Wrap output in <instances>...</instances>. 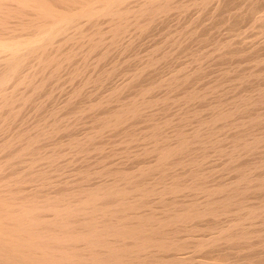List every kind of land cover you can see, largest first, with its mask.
<instances>
[{
  "label": "bare ground",
  "instance_id": "6f19581e",
  "mask_svg": "<svg viewBox=\"0 0 264 264\" xmlns=\"http://www.w3.org/2000/svg\"><path fill=\"white\" fill-rule=\"evenodd\" d=\"M228 1L0 0V264H249L245 250H262L264 84L239 89L264 70L231 76L224 99L216 81L209 95L221 96L197 108L193 67L154 75L176 31L108 84L150 27L208 4L216 17ZM167 91L176 111L164 120ZM107 143L128 147L129 166ZM213 155L230 176L204 169Z\"/></svg>",
  "mask_w": 264,
  "mask_h": 264
},
{
  "label": "rangeland",
  "instance_id": "374dc122",
  "mask_svg": "<svg viewBox=\"0 0 264 264\" xmlns=\"http://www.w3.org/2000/svg\"><path fill=\"white\" fill-rule=\"evenodd\" d=\"M228 1V0H227ZM229 5H228V11L227 12H224V13H221V14H217L216 15V17H211V15H210V13H211V5L210 4H208L206 7H205V9L203 8L202 10H200V11H194V9H191V12H190V14H188L189 13V11H187V12H184L183 13V15L181 14L180 16L179 15H176V16H178V17H176L175 15H172L171 17L169 16V17H165L164 18V20L163 21H161V22H158L156 25H153L152 26V28L150 27V29L148 30V32H146L143 36H142V38H141V43L139 44V45H136V44H132V45H130V46H134V47H136L137 48V46H139L140 47V49L139 48H132V47H130L131 48V50L133 51H131L130 50V48L129 49H127V51L128 50H130V51H125L122 55L123 56H120L121 58H120V60L118 59V63H120V64H118L117 63V70H115V72H114V75H113V77H114V79H113V77H111L110 78V81H111V83H108V84H118L119 82H121V80L123 79L124 80V78H126L125 77V75H126V69H131V67H132V64H133V62H135V55H136V51H138L139 52V54H141L142 55V53H146V49H151L152 48V44H154V43H162V44H164V45H162V47H164V49L165 50H167V48H169V47H171V43H172V41L171 40H173V39H177L178 37V39H181V41L180 40H178V44H180L181 43V46H183V47H180V45H178L177 43H176V45L174 46V49H175V52L174 53H176V55L174 54V53H172V54H167V56H165L164 57V60L165 61H160L161 62V64H160V62H159V64L157 65V67H156V69L153 71L154 72V75L155 76H157L158 74H160V72H162V70L164 71V75L166 76V74H167V76L166 77H168V75L170 76V73H171V75L172 74H174L175 73V70H176V68H180V67H185L184 68V70H182L181 69V71H182V74L184 73V71H186V69L188 68L187 66H188V64H189V68H191L192 69V67L195 69H193V70H191V71H189V72H193V73H191L192 75H194L195 77H196V79L194 80V79H192V78H194V76H191L190 75V80L192 81H190L189 82V85H190V88H192L193 87V89H196V90H201V91H206V95H202L198 100H197V102H195L196 104H195V107L197 106V108L199 107V108H201L203 105H205L206 103H208V102H213L212 100H214L217 96V99L222 95V99H224V97L226 98V97H230L231 95H229V93H231V90H230V88H231V85L233 84V82H231L230 84H229V80L231 79L230 77L232 76H238V75H245V74H248L250 71H252V70H254L255 68V70H257L256 72H260V70L262 71V69L264 70V60H263V56H264V17L260 20V21H255L254 22V20H253V17H254V15H262V13H264V0H229L228 2H227ZM226 3V4H227ZM241 3V4H240ZM211 6V7H210ZM253 7V8H252ZM256 7V8H255ZM193 10V11H192ZM255 12H254V11ZM261 10V11H260ZM251 12V13H250ZM253 12V13H252ZM185 13H187V14H185ZM194 13H196V14H194ZM203 14V15H202ZM231 14V15H230ZM191 15V16H190ZM218 16V17H217ZM231 16V17H230ZM219 19V20H218ZM192 20V21H191ZM194 20V21H193ZM217 21V22H216ZM178 22V23H177ZM193 22V23H192ZM174 24V25H173ZM184 24V25H183ZM154 26H155V28H156V26H157V28H156V30H153V28H154ZM196 26V27H195ZM194 27V28H193ZM193 29V30H195L193 33H191L189 30L190 29ZM170 29V30H169ZM177 29H179V31L177 30ZM152 30V31H151ZM174 30V31H173ZM186 30V31H185ZM149 31H151V32H149ZM178 32L179 34H178V37H177V34L176 35H174V33L175 32ZM182 31V32H181ZM188 31V33H186ZM174 32V33H173ZM202 32V33H201ZM151 33V34H150ZM171 33H173V34H171ZM195 33V35H193ZM148 34V35H147ZM161 34V35H160ZM185 34H187V35H185ZM190 34V35H189ZM163 35V36H162ZM175 36V38H173L174 36ZM180 35H183V36H180ZM145 36H147V38L145 37ZM190 36H192V37H190ZM194 36V37H193ZM195 36H197L196 37V39L197 38H201V39H199V40H196V39H194L195 38ZM202 36V37H201ZM156 37V38H155ZM212 37V38H211ZM146 38V39H145ZM185 40H184V39ZM151 39V40H150ZM183 39V40H182ZM160 41H162V42H160ZM164 41V42H163ZM180 41V42H179ZM182 41H183V43H182ZM206 41V42H205ZM145 42V43H144ZM218 42L220 43V42H223V45L226 47V45H227V47H226V49L225 50H223V52H220V53H215L216 51H214L213 49H214V47H215V44H218ZM225 42H227V43H225ZM185 43V44H184ZM198 43V44H197ZM145 44V45H144ZM148 45V46H147ZM186 45V47H185V49H186V52H185V49H183L184 48V46ZM187 46H189V47H187ZM223 46V49L225 48ZM151 47V48H150ZM177 47V48H176ZM180 47V48H179ZM143 48V49H142ZM176 49H177V51H176ZM179 49H180V52H179ZM190 49V50H189ZM136 50V51H135ZM211 50V51H210ZM227 50V51H226ZM233 50V51H232ZM141 51V52H140ZM145 51V52H144ZM191 51H193L192 53H190L189 54V52H191ZM230 51V52H229ZM236 51V52H235ZM134 52H135V54H134ZM177 52H178V54H177ZM212 52V53H211ZM226 52V53H225ZM127 53L129 54V55H127ZM133 53V54H132ZM183 53V54H182ZM214 54V55H211V54ZM223 53V54H222ZM258 53V54H257ZM208 54V55H207ZM218 55L219 54V56H216V55ZM260 54V55H259ZM184 55H186V56H184ZM191 55V56H190ZM254 55H255V57L257 58V59H260V58H262V60L261 61H263V62H261L260 60L259 61H257V59L255 60L253 57H254ZM124 56H126L125 57V59H126V61H128V62H126L125 60H124ZM127 56H128V58H127ZM170 58H169V57ZM173 56V57H172ZM176 56H178V57H176ZM197 56V57H196ZM201 56H203V57H201ZM229 56V57H228ZM238 56V57H237ZM262 56V57H261ZM168 57V58H167ZM188 57V58H187ZM189 57H190V59H189ZM191 57L193 58L194 57V59H193V61H191L192 59H191ZM205 57V58H204ZM220 57H222V58H220ZM258 57H260V58H258ZM131 58V59H130ZM185 58H187V59H185ZM215 61H214V60ZM251 60V62H249L250 60ZM252 59H254V61L252 60ZM167 60V61H166ZM185 60V61H184ZM187 60V61H186ZM197 60V61H196ZM237 60V61H236ZM249 60V61H248ZM121 61V62H120ZM130 61V62H129ZM184 61V62H183ZM189 61V62H188ZM205 61V62H204ZM216 61H220V62H216ZM222 61V62H221ZM252 61H253V63H252ZM164 63V65H163V63ZM184 65H182L181 63ZM187 64H186V63ZM194 64L195 63V65H192V63ZM256 62H258V65L260 66H256L255 65V63ZM261 64H260V63ZM128 63V64H127ZM202 63V64H201ZM216 63V64H215ZM220 63H222V65L220 64ZM130 64V65H129ZM181 64V65H180ZM187 66H186V65ZM215 64V65H214ZM240 64V65H239ZM249 64H251V66L249 65ZM254 64V65H253ZM257 64V63H256ZM125 66L126 67V69H124V67L123 66ZM180 67H179V66ZM122 68H121V67ZM234 66V67H233ZM254 66V67H253ZM256 66V67H255ZM160 67H162V68H160ZM171 67V68H170ZM187 67V68H186ZM201 67V68H200ZM208 67V68H207ZM262 67V68H261ZM172 69V71L170 70V69ZM189 68L187 69V70H189ZM221 68V69H220ZM244 68V69H243ZM252 68V69H251ZM254 68V69H253ZM174 69V70H173ZM260 69V70H259ZM123 70H125L124 72H123ZM159 70H161V71H159ZM231 70V71H230ZM240 72H239V71ZM255 70L254 71H252V72H255ZM120 71H122V72H120ZM157 71V72H156ZM174 71V72H173ZM195 71V72H194ZM205 71V72H204ZM238 71V72H237ZM248 71V72H247ZM118 74H117V73ZM119 72L121 73V75L119 74ZM152 72V73H153ZM170 72V73H169ZM189 72H188V74H189ZM198 72H199V74H198ZM203 72V73H202ZM231 72V73H230ZM255 72V73H256ZM125 75H124V74ZM156 73V74H155ZM177 73V72H176ZM178 73H181V72H178ZM230 73V74H229ZM124 76H123V75ZM181 74V75H182ZM199 75L198 76V78H197V75ZM214 74V75H213ZM223 74H225V75H223ZM229 74V75H228ZM236 74V75H235ZM260 74H261V76H260ZM260 74H258L259 76H255V77H247V79L248 80H244L243 81V84H241V86H240V89L239 90H243V89H245V88H247V87H249V85H251V84H258L259 82H261V83H259V84H261V85H263L264 83V71H263V73L261 72ZM203 75H204V77H203ZM229 76V77H228ZM124 77V78H123ZM120 78H121V80H120ZM221 78V79H220ZM226 78V79H225ZM198 79V80H197ZM225 79V80H224ZM229 79V80H228ZM194 80V81H193ZM219 80V81H218ZM226 80H228V81H226ZM254 80V81H253ZM114 81V82H113ZM216 81H218V83L219 82H223V86L221 85V87L219 88V90H218V92H219V94H221V95H217L216 96V94L215 93H211V95H212V97H211V95H209L210 94V92H209V90H211L212 89V84H218ZM259 81V82H258ZM113 82V83H112ZM227 82V83H226ZM250 84H249V83ZM257 82V83H256ZM203 84V86H200V85H202ZM245 83H247V85H245ZM108 84L106 85V83L105 84H103L102 86H99L98 87V90H103L104 88H106L107 86H108ZM192 84H195V85H192ZM205 84V85H204ZM106 85V86H105ZM192 85V86H191ZM230 85V86H229ZM252 85V86H253ZM199 87V89H198V87ZM205 86V87H204ZM101 87V88H100ZM201 87V88H200ZM204 87V88H203ZM223 87H224V89H223ZM100 88V89H99ZM203 88V89H202ZM209 88V89H208ZM100 90V91H101ZM97 91V90H96ZM174 93L176 92V91H174V90H172ZM172 91H169V93H168V91L165 93V95H166V97H168L167 99H164V106H167V107H164L165 109H164V113H165V115H164V120L165 119H168L169 117H171V116H173L172 114H175V112L174 111H176V110H174V108L176 109V105H174L173 104V97H174V93L172 92ZM57 93H58V91H56ZM209 92V93H208ZM98 93V92H97ZM173 93V94H172ZM207 93H208V95H207ZM225 93V95H223ZM168 94V95H167ZM170 94V95H169ZM214 95V96H213ZM55 96L56 95H54V97H53V95L50 97V99H48L47 100V104L49 105V106H51L53 103H54V101H55ZM209 96H210V99H209ZM216 96V97H215ZM52 98V99H51ZM170 98V99H169ZM172 98V99H171ZM202 98L204 99V101L200 104V102H199V100H202ZM214 98V99H213ZM53 100V101H52ZM166 100V101H165ZM216 100V99H215ZM167 101H168V104H167ZM171 101V102H170ZM206 101H208V102H206ZM199 102V103H198ZM169 103H171V104H169ZM198 103V104H197ZM199 104L201 105V106H199ZM48 105H46L47 106V108H49V106ZM174 106V107H173ZM171 107V108H170ZM167 108V109H166ZM169 108H170V111H169ZM173 110V111H172ZM172 111V112H171ZM168 112V113H167ZM170 113V114H169ZM167 115V116H166ZM166 116V117H165ZM110 136V137H109ZM107 137H109V139L107 138V140H109V142L111 143V141H112V139H114V137L112 136V135H108ZM110 139H111V141H110ZM116 144V143H115ZM115 144L113 145V143L112 144H110L109 145V143H107V146H105V150H104V152L105 153H108V152H110L111 151V149L110 148H112L113 149V147H115L113 150H116L117 148H118V154L117 155H115L116 157H114V158H111V160H114L112 163L114 164L115 162H116V158L118 159V161L116 162L117 163V165L116 166H124V162L126 161V163H125V165H127V166H129V164H128V162L130 163V161H127V159H125L126 157V151L127 150H129L128 149V147L126 148V146H125V144H123V145H121L122 143H119L118 144V146H115ZM120 145H121V148L123 149H120L119 147H120ZM111 146V147H110ZM113 146V147H112ZM125 146V147H124ZM125 149H127L126 151H124ZM121 150L123 151V152H126V153H124L123 154V152H121ZM107 151V152H106ZM117 151V150H116ZM122 153V154H121ZM121 154V155H120ZM123 155H125V156H123ZM96 156H99L98 154L96 155ZM120 156L121 157H123V158H120ZM125 157V158H124ZM213 157H214V159H213ZM213 157L211 156H209V161L211 162H208V159L206 158L204 161H203V163H202V166L204 167V169L205 168H207V169H209L210 168V166H212L211 164H213L214 163V161H216V162H219L217 165H216V163H214L213 164V168H215V171L213 172V174H212V177H214V175H217V176H219V178L217 177V176H215V179H220V177L222 176V178L223 177H227V176H230L231 175V173H229V172H227V170H225L224 169V167H222V165H223V163H221V162H223V158L222 157H218L217 155H213ZM216 158V159H215ZM121 159H123V160H125V161H123V160H121ZM211 159L213 160V161H211ZM110 159L109 158H107L106 159V161H108V162H111V160L109 161ZM105 161V162H106ZM207 161V162H206ZM205 162V163H204ZM213 162V163H212ZM112 163H109V164H112ZM115 163V164H116ZM119 163V164H118ZM207 163H209V164H207ZM114 164V165H115ZM206 165H208L209 166V168L206 166ZM111 166H113V165H111ZM206 166V167H205ZM220 167V168H219ZM217 174H216V173ZM226 172V173H225ZM222 175H221V174ZM227 173H229V174H227ZM219 174V175H218ZM224 174H226V175H224ZM217 177V178H216ZM259 197H261V196H259ZM262 216H264V215H262ZM260 217V219L262 220H256V224L257 225H259L260 224V226H262L261 227V229H260V226H258L259 227V229H258V227H257V225L255 224V229L256 230H260V234H261V236L262 237H264V217ZM259 219V218H258ZM257 221L259 222V223H257ZM261 231H263V232H261ZM264 239V238H263ZM259 249V247H256V248H251V249H247V250H245L246 252H245V254H247L248 256V259L250 260H252V263L249 261V264L251 263V264H253L254 262H256V261H258V260H260V259H264V247L262 248V247H260V249H262V250H258ZM257 249V250H256ZM251 250V251H250ZM256 250V251H255ZM262 251V252H261ZM251 252H253V254H250ZM256 252V253H255ZM258 252H260V255H256ZM261 253L263 254V256H261ZM250 254V255H249ZM256 256H255V255ZM259 254V253H258ZM254 255V256H253ZM252 256V257H251ZM260 256L262 257V258H260ZM254 257V258H253ZM256 257V258H255ZM257 257H259L258 259H257ZM215 258H219V257H215ZM253 258V259H252ZM221 259H223V258H221ZM256 260V261H255ZM247 262V261H246ZM245 262V264H248V263H246Z\"/></svg>",
  "mask_w": 264,
  "mask_h": 264
}]
</instances>
